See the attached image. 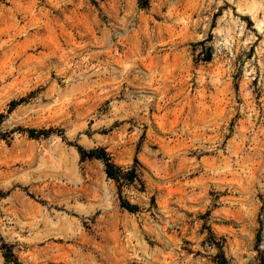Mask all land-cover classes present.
Segmentation results:
<instances>
[{
  "label": "rangeland",
  "instance_id": "obj_1",
  "mask_svg": "<svg viewBox=\"0 0 264 264\" xmlns=\"http://www.w3.org/2000/svg\"><path fill=\"white\" fill-rule=\"evenodd\" d=\"M146 2L0 0V264H264V0Z\"/></svg>",
  "mask_w": 264,
  "mask_h": 264
},
{
  "label": "trees",
  "instance_id": "obj_2",
  "mask_svg": "<svg viewBox=\"0 0 264 264\" xmlns=\"http://www.w3.org/2000/svg\"><path fill=\"white\" fill-rule=\"evenodd\" d=\"M139 3L145 6L147 2L146 0H139ZM35 133L36 132L34 130L28 131V135L30 137L34 136ZM41 133H46V132L44 131ZM75 147L82 160L96 159V160H100L101 162H103L104 167H105V173L108 178L115 180L117 183H119V181L121 180L127 182L128 184H131L135 181L136 179L135 168H130L124 171L121 167L116 166L112 162L110 155L107 152H105V150L103 149L85 150L77 145H75ZM121 206L129 212H135L137 209L136 206H133L126 201H122ZM216 264H226V259L222 253L218 255L216 259Z\"/></svg>",
  "mask_w": 264,
  "mask_h": 264
}]
</instances>
